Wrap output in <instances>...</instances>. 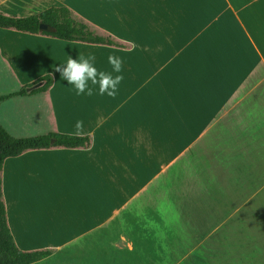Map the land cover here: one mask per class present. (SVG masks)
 <instances>
[{
  "label": "crops",
  "instance_id": "1",
  "mask_svg": "<svg viewBox=\"0 0 264 264\" xmlns=\"http://www.w3.org/2000/svg\"><path fill=\"white\" fill-rule=\"evenodd\" d=\"M60 7L126 47L0 34L9 83L0 80V95L52 78L45 93L0 103L1 126L14 138L92 140L3 162L17 248L52 251L33 264H53L69 248H84L81 264H107L122 262L124 248L133 256L139 223L147 242L193 214L264 225V0H0V12L17 17ZM90 54L98 70L123 77L115 96L93 99L95 86L76 95L55 71ZM110 54L122 59L120 73ZM82 183L95 190L80 191Z\"/></svg>",
  "mask_w": 264,
  "mask_h": 264
},
{
  "label": "rangeland",
  "instance_id": "2",
  "mask_svg": "<svg viewBox=\"0 0 264 264\" xmlns=\"http://www.w3.org/2000/svg\"><path fill=\"white\" fill-rule=\"evenodd\" d=\"M6 33L19 34L14 30L0 28V34ZM5 74L0 65V80L9 85L5 78H1ZM95 93L97 95L93 99L99 97L98 91ZM62 186L60 183L61 189ZM79 190L90 192L95 189L94 185L82 183L79 184ZM218 218L199 217L195 214L178 217L177 223L171 224V231L156 232L148 242L145 240L147 234L143 231L142 223H139L136 233L140 239L137 242L139 246L134 249L133 256L130 253L127 255V249L124 248L122 262L108 257L107 264H264V225L251 224L248 216L234 217L235 224L228 222L227 217ZM139 220L143 222L142 218ZM181 220L182 223H179ZM187 220L191 224L186 223ZM218 221L219 224L215 225ZM110 223L114 227L116 221ZM109 229L107 240L115 241L116 232L112 227ZM60 254L53 264H81L86 257L84 248H69Z\"/></svg>",
  "mask_w": 264,
  "mask_h": 264
},
{
  "label": "trees",
  "instance_id": "3",
  "mask_svg": "<svg viewBox=\"0 0 264 264\" xmlns=\"http://www.w3.org/2000/svg\"><path fill=\"white\" fill-rule=\"evenodd\" d=\"M51 26L53 32H40L39 24ZM0 28L20 33L41 35L66 42H80L93 45L125 48L111 36L101 34L83 20L77 18L69 9L50 8L37 15L17 17L0 12ZM40 85L30 91L27 89ZM52 86V78L43 76L35 83L16 94L0 95V103L14 96L35 95L47 92ZM92 144L90 136L49 133L45 135L14 138L0 124V264H33L51 256L52 251H20L7 225L5 205L2 194V167L8 158L18 157L26 151L50 148L88 149Z\"/></svg>",
  "mask_w": 264,
  "mask_h": 264
},
{
  "label": "clouds",
  "instance_id": "4",
  "mask_svg": "<svg viewBox=\"0 0 264 264\" xmlns=\"http://www.w3.org/2000/svg\"><path fill=\"white\" fill-rule=\"evenodd\" d=\"M108 64L112 67V72L120 73L122 59L119 56L108 55ZM55 71L60 72L61 78L72 86L76 95H92L94 86L99 95L115 96L117 86L123 79L121 75L113 76L111 73L98 70L95 65V56L90 54L87 57L78 56L76 59L68 58L58 64ZM76 127H81V122L77 121Z\"/></svg>",
  "mask_w": 264,
  "mask_h": 264
},
{
  "label": "water",
  "instance_id": "5",
  "mask_svg": "<svg viewBox=\"0 0 264 264\" xmlns=\"http://www.w3.org/2000/svg\"><path fill=\"white\" fill-rule=\"evenodd\" d=\"M53 30L54 29L51 26H49V25H47L45 23H40L39 24V31L40 32H53ZM39 86H40L39 84L38 85H35L34 87H32V89L37 88Z\"/></svg>",
  "mask_w": 264,
  "mask_h": 264
}]
</instances>
